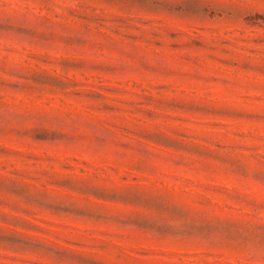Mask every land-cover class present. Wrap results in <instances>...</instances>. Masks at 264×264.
<instances>
[{
  "label": "rangeland",
  "instance_id": "rangeland-1",
  "mask_svg": "<svg viewBox=\"0 0 264 264\" xmlns=\"http://www.w3.org/2000/svg\"><path fill=\"white\" fill-rule=\"evenodd\" d=\"M0 264H264V0H0Z\"/></svg>",
  "mask_w": 264,
  "mask_h": 264
}]
</instances>
